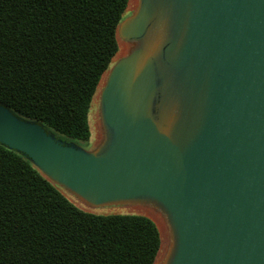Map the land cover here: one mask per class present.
I'll return each mask as SVG.
<instances>
[{
    "label": "water",
    "instance_id": "water-1",
    "mask_svg": "<svg viewBox=\"0 0 264 264\" xmlns=\"http://www.w3.org/2000/svg\"><path fill=\"white\" fill-rule=\"evenodd\" d=\"M118 38L100 147L2 105L0 145L88 209L161 213L159 264H264V0H137Z\"/></svg>",
    "mask_w": 264,
    "mask_h": 264
},
{
    "label": "trees",
    "instance_id": "trees-1",
    "mask_svg": "<svg viewBox=\"0 0 264 264\" xmlns=\"http://www.w3.org/2000/svg\"><path fill=\"white\" fill-rule=\"evenodd\" d=\"M128 0H0V105L57 137L87 143L89 113L118 52ZM156 225L70 202L0 145V264H154Z\"/></svg>",
    "mask_w": 264,
    "mask_h": 264
},
{
    "label": "rangeland",
    "instance_id": "rangeland-1",
    "mask_svg": "<svg viewBox=\"0 0 264 264\" xmlns=\"http://www.w3.org/2000/svg\"><path fill=\"white\" fill-rule=\"evenodd\" d=\"M133 11H134V9H129L128 10V6H127V8L125 10V13L123 15L124 18L129 16ZM126 55H127V53L123 54V55L120 54V48H118L117 54L112 59V62L110 64L108 70L103 74V76L101 78V81H100V83L98 85V88L96 90V93H95V95H94V97L92 99L90 113H89V126H90V132H91L90 139H89V141L87 143H79V142H77V145L79 147H81L85 151L91 152V151H93L96 148L101 146L100 145L101 144L100 139H101L102 132L98 128L99 124L102 125L101 124L100 110H99V102H100V100L99 99L96 100V98L99 97V95H100V91H101V89H102V87H103V85H104V83L106 81V78L108 76L109 69L112 67V65L116 61H118L119 59L125 57ZM57 138L65 141V142H70V141L66 140L65 138H63L61 136H59ZM60 191L74 205L78 206L82 210L89 211V212H92L94 214L108 215V214H130L131 213L129 211L128 207H126V206H124V207L100 208V209H88L85 206H83L82 204H80L78 201H76L71 195H69L63 189H60Z\"/></svg>",
    "mask_w": 264,
    "mask_h": 264
},
{
    "label": "bare ground",
    "instance_id": "bare-ground-1",
    "mask_svg": "<svg viewBox=\"0 0 264 264\" xmlns=\"http://www.w3.org/2000/svg\"><path fill=\"white\" fill-rule=\"evenodd\" d=\"M137 5V0H129L128 3V10L129 9H134ZM118 43H119V48H120V54H126L130 51V49L134 46L132 44L126 43L124 41H122L120 38H118ZM99 99V97L96 98V100ZM99 130H101V125L99 124L98 126ZM102 131V130H101ZM129 211L134 212V213H138V214H144L147 215L149 217H151L156 224L158 225L161 233H162V248L160 249V252L156 258L155 264H159L161 259L163 258L164 252H165V247H166V243H167V232H166V225H165V220L163 218V216L161 215V213L153 210V209H149V208H143L140 206H134V207H129Z\"/></svg>",
    "mask_w": 264,
    "mask_h": 264
}]
</instances>
